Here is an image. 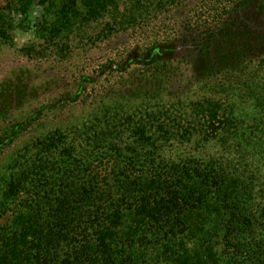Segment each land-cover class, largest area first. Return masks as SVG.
<instances>
[{
  "label": "trees",
  "instance_id": "trees-1",
  "mask_svg": "<svg viewBox=\"0 0 264 264\" xmlns=\"http://www.w3.org/2000/svg\"><path fill=\"white\" fill-rule=\"evenodd\" d=\"M252 1L179 14L181 0H146L148 25L145 0L11 1L26 16L54 6L33 25L38 47L118 39L75 92L34 102L33 79L0 83V156L61 102L89 86L97 97L72 138L60 128L4 158L0 221L13 218L0 264H264V25L249 22ZM13 21L0 12V43Z\"/></svg>",
  "mask_w": 264,
  "mask_h": 264
},
{
  "label": "rangeland",
  "instance_id": "rangeland-1",
  "mask_svg": "<svg viewBox=\"0 0 264 264\" xmlns=\"http://www.w3.org/2000/svg\"><path fill=\"white\" fill-rule=\"evenodd\" d=\"M11 1L12 0H0V12L10 15V18L14 19L12 22V28L8 30L9 40L0 43V83L10 80L12 81V79H14L16 82L25 85L26 83L30 84L33 79V83L37 84V90H33V92L36 93V95L32 97V99H35L34 102L41 100L43 97L50 96L49 93H51V95H56L67 89L75 92L78 87L75 82L79 79V76L94 71V58L98 57L99 53L105 50L106 46H108L111 41L118 39L117 35L108 39L106 36H103L102 38L99 37L100 39H95L96 41H94V43H91L92 41L87 39V41H85V44H87L86 46L81 43L82 45H77L75 49L73 48L71 50V52L64 51L63 53L58 51L54 52L56 48H52L50 51L47 49L48 46L46 45H44V47L42 45L38 47V44L42 43L43 39L32 30L33 25L41 22L39 20H41L45 14L51 19L54 15L53 12L55 11L52 12L54 6L51 5V11L49 10L48 5L47 8L42 5L34 6L31 13L26 16L19 14L16 5L14 3H12V5L10 4ZM198 1L200 0H181L182 5L175 6L173 9L181 8L179 14H181L182 11L185 13L190 10L193 5L195 6ZM262 1L263 0L252 1L245 7L249 22L264 25V4H262ZM144 4H146L145 7L148 8V13L152 12L147 15L148 20L146 21V24L148 25L153 21L156 11L146 2V0ZM166 9H172V6H166ZM160 10L163 9H159V11ZM204 11L205 9L199 13L197 18L203 17ZM191 16H194V14ZM195 16H197V14H195ZM105 22H107V20L104 21V23ZM101 28L102 27L98 26L96 28L91 27L89 30V36L94 33L95 30H100ZM123 35L127 36V34L124 33ZM97 44L98 47H96ZM112 51L113 50H110V52ZM59 58L62 60L64 59L65 61H57ZM68 59L70 60L68 61ZM82 59L83 61L81 62ZM46 74H50V78L56 76L54 80L55 83L51 84V86H49L48 83H44ZM108 84L107 81H101L97 86V94L100 95L101 91L104 90L101 86ZM14 85L18 86L19 84H15L14 82ZM92 89L93 87L89 86L84 100L81 102L67 100L61 102L60 105L57 106V109L52 112H45L39 119L40 121H38L37 126H34L30 131L20 135L11 146L5 147L0 156V169L3 166V163H5L4 158L11 155L12 152L23 147L26 143H29L36 137L62 128V130L72 138V129L76 125V118H79L80 116L82 117L80 120L81 126L86 121L93 120L97 97H91L90 95L87 97ZM108 92L109 91L107 90L106 93ZM23 103H25V105L28 104L27 101H23ZM30 103H33V101ZM25 110L23 112H25ZM5 124L7 123H0V127ZM104 166H107V164ZM18 208H20L19 204L16 205V210ZM12 218V213H10L0 221V225H7L11 222Z\"/></svg>",
  "mask_w": 264,
  "mask_h": 264
}]
</instances>
